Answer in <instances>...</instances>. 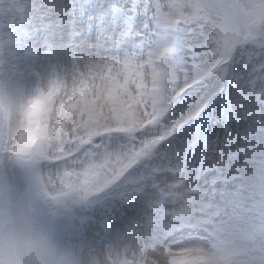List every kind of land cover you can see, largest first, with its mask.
Returning a JSON list of instances; mask_svg holds the SVG:
<instances>
[{
    "label": "snow or ice",
    "instance_id": "1",
    "mask_svg": "<svg viewBox=\"0 0 264 264\" xmlns=\"http://www.w3.org/2000/svg\"><path fill=\"white\" fill-rule=\"evenodd\" d=\"M118 264H264V0H0V169Z\"/></svg>",
    "mask_w": 264,
    "mask_h": 264
},
{
    "label": "clouds",
    "instance_id": "2",
    "mask_svg": "<svg viewBox=\"0 0 264 264\" xmlns=\"http://www.w3.org/2000/svg\"><path fill=\"white\" fill-rule=\"evenodd\" d=\"M72 210L43 195L35 178L7 164L0 169V264H118L71 238Z\"/></svg>",
    "mask_w": 264,
    "mask_h": 264
}]
</instances>
